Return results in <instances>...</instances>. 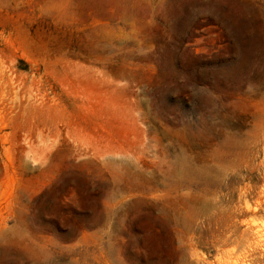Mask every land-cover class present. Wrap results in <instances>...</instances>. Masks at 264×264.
<instances>
[{"label": "rangeland", "instance_id": "rangeland-1", "mask_svg": "<svg viewBox=\"0 0 264 264\" xmlns=\"http://www.w3.org/2000/svg\"><path fill=\"white\" fill-rule=\"evenodd\" d=\"M123 3L0 0V264H264V0Z\"/></svg>", "mask_w": 264, "mask_h": 264}, {"label": "bare ground", "instance_id": "bare-ground-1", "mask_svg": "<svg viewBox=\"0 0 264 264\" xmlns=\"http://www.w3.org/2000/svg\"><path fill=\"white\" fill-rule=\"evenodd\" d=\"M115 1V0H114ZM116 1H120V2H124L123 4L125 3H130L131 0H116ZM115 4V3H114ZM118 4V3H116ZM115 4V5H116ZM88 41V40H87ZM90 41V40H89ZM96 43H99V42H96V41H93L92 43H90V46H86L85 47V51L84 52H81V55H83L85 58L93 61V62H97V63H101V64H105V65H108L111 63V59L109 58H106V57H103L101 54L102 53H105L107 52V48L106 47H103L102 45H97ZM101 43V42H100ZM68 48V47H67ZM66 52V50H65ZM120 63H123V62H120ZM119 63V64H120ZM117 72L119 74H122V75H127L129 76L130 75V72L129 74L127 72H125L123 70V67H121L122 65H118L117 64ZM103 68V67H102ZM102 125V124H101ZM182 155V154H181ZM186 160V159H185ZM188 162V161H187ZM178 166V165H177ZM181 167V166H180ZM192 167V166H191ZM178 169V168H177ZM184 170V169H183ZM193 170V169H192ZM174 172V171H173ZM177 174V173H176ZM196 174V173H195ZM181 177V176H180ZM190 196V195H189ZM190 199V198H189ZM191 203V202H189ZM194 203V202H193ZM197 212V211H196ZM186 213V212H185ZM263 245V244H262ZM236 250V249H235ZM253 251V250H252ZM236 254V253H235ZM238 256V254H237ZM243 256V255H242ZM234 258V257H233Z\"/></svg>", "mask_w": 264, "mask_h": 264}]
</instances>
